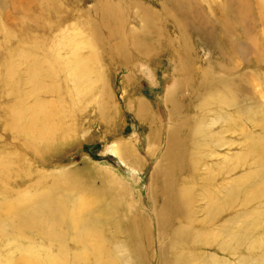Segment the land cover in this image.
<instances>
[{"label": "rangeland", "instance_id": "1", "mask_svg": "<svg viewBox=\"0 0 264 264\" xmlns=\"http://www.w3.org/2000/svg\"><path fill=\"white\" fill-rule=\"evenodd\" d=\"M84 198L113 264H264V0H0V264Z\"/></svg>", "mask_w": 264, "mask_h": 264}, {"label": "bare ground", "instance_id": "2", "mask_svg": "<svg viewBox=\"0 0 264 264\" xmlns=\"http://www.w3.org/2000/svg\"><path fill=\"white\" fill-rule=\"evenodd\" d=\"M47 77H51V70H47L44 72ZM218 98V96H217ZM218 101H221L218 100ZM224 103L226 100H222ZM205 104L211 106L217 102L213 101L212 98H206L203 100ZM206 108H203L204 111ZM204 116L202 114L197 113L195 116H191L190 123H194L193 127L196 126L200 137L204 136V132L202 130V120ZM49 124L50 121L48 120ZM52 127V126H51ZM183 134H186L185 131L180 130ZM45 137V136H44ZM44 141V139H43ZM46 141V140H45ZM200 144V142H199ZM149 148V154L155 157ZM55 197V196H54ZM169 197L172 198L175 202L178 201V197H176L174 192L169 194ZM96 201V200H95ZM72 203V201H70ZM94 202V201H93ZM99 203V201H96ZM66 201L59 199L55 206H52L51 202L47 204V219L49 224L48 235L49 237H53L50 241L55 244H59V247H63L64 242L68 237H71L75 242L82 247V251L78 254L77 257H71L67 262H62L58 259H53L54 264H74L77 260H82L83 264H93L95 262H100V264H113V261L108 260V254L110 253L111 246V238L107 236V229L105 226H109L106 218H101L103 215H99L100 211H98V206H94L93 204L86 203V198L81 201L75 203L72 206V210L67 212ZM103 206L101 207V210ZM219 213V210H214L210 213L212 218H215ZM106 220V222H105ZM45 221V220H44ZM44 221H42L41 217L38 221V225L36 226L39 229V226L44 225ZM60 227V229L56 230V228ZM69 235V236H68ZM86 241L83 243V240ZM59 240V241H58ZM58 241V243H57ZM65 249V247H63ZM63 251H60L63 254ZM33 256L31 255V258ZM38 257V258H37ZM34 259H36L34 261ZM40 256H36L29 260L33 264H37L39 262ZM31 264V263H30Z\"/></svg>", "mask_w": 264, "mask_h": 264}]
</instances>
